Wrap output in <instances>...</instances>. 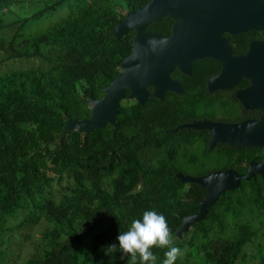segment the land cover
Masks as SVG:
<instances>
[{"label":"trees","instance_id":"16d2710c","mask_svg":"<svg viewBox=\"0 0 264 264\" xmlns=\"http://www.w3.org/2000/svg\"><path fill=\"white\" fill-rule=\"evenodd\" d=\"M148 2L0 0V67L36 61L34 68L0 75V233L18 217L17 227L45 224L24 264H133L116 240L132 220L147 210L163 215L170 246L176 247L183 218L196 213L206 195L202 186L178 178L184 157L153 134L144 106L121 104L115 135L109 124L88 134L61 135L66 121L90 118L86 102L102 98L119 74L132 36L116 38L112 30ZM56 14L59 21L44 31L28 32L29 24ZM254 214H264L259 176L221 195L206 218L189 228L192 240L203 243L214 230L223 234L232 220V238L221 235L222 241L205 244L200 256L192 240L178 248L189 245L204 264H237L258 236L253 219L244 221ZM151 251L156 264H163L168 247ZM4 252L0 249V264ZM257 255V264H264L260 247Z\"/></svg>","mask_w":264,"mask_h":264},{"label":"water","instance_id":"95a60500","mask_svg":"<svg viewBox=\"0 0 264 264\" xmlns=\"http://www.w3.org/2000/svg\"><path fill=\"white\" fill-rule=\"evenodd\" d=\"M218 1L149 0L146 5L118 21L112 30L116 38L123 37L131 30L136 32L132 51L126 58L120 60V72L115 80L103 89V97L91 98L86 102L90 107V118L66 121L61 135L64 136L65 132L71 130L88 134L103 128L106 124L112 126L115 135L119 130L115 117L119 114L120 102L124 99L126 91L130 93L131 98L142 104L149 97L147 86L154 81L168 82L167 75L158 76L156 73L171 71L174 66L180 70H188L192 61L212 57L223 64V71L253 74L256 84L254 90L250 92L252 96L250 107L262 113L259 121L251 120L226 126L230 137L217 142H225L232 146L264 147V56L261 61H254L251 64L249 56L231 59L227 52L217 50L225 49L224 41L220 39V34L224 32L235 34L251 28L264 30V10H253L250 20L240 17L235 20L234 10H220ZM254 5L264 7V0H255ZM162 18H171L176 22L171 37L164 38L157 34L144 33L149 23ZM261 48L264 52V44ZM155 95L161 97L157 90ZM196 127L202 128L204 125ZM212 127L214 131L217 130V125ZM211 143L216 142L213 140ZM256 175L264 180V162L250 163L245 175L236 174L232 170L197 178L179 175L182 183L202 186L206 195L199 202L198 211L183 218L176 234L180 231H189L191 224L204 220L208 209L221 195L238 189L241 181H249Z\"/></svg>","mask_w":264,"mask_h":264},{"label":"flooded vegetation","instance_id":"af4514ba","mask_svg":"<svg viewBox=\"0 0 264 264\" xmlns=\"http://www.w3.org/2000/svg\"><path fill=\"white\" fill-rule=\"evenodd\" d=\"M254 2L255 0H219L218 4L220 10H234L235 20L238 17L250 20L253 10H264L263 6H255ZM167 19L169 21L159 26L149 27L154 22L149 23L144 33L171 37L176 22L171 18ZM129 33L133 42L136 32L131 30L126 34ZM220 39L224 41L225 49L217 50L227 52L231 59L249 56V61L253 64L254 61H261L264 56L261 48L264 44L262 29L251 28L235 34L224 32L220 34ZM156 75H167L168 82L154 81L147 86L149 97L142 104L131 98L126 91L120 105L138 104L150 108V111L144 108L142 111L150 115L153 134H159L162 141H170V147L180 153L179 157H184L179 175L197 178L228 170L245 175L250 163L264 162V147L232 146L217 142L230 137L226 126L261 120L262 113L250 107V92L256 84L253 74L223 71L220 61L205 57L192 61L188 70H180L174 66L171 71L158 72ZM156 90L160 92V98L156 97ZM198 125L204 127H196ZM215 125L216 131L212 127ZM179 127L183 128L178 129ZM213 140L216 143L212 144ZM203 174L207 175L200 176Z\"/></svg>","mask_w":264,"mask_h":264},{"label":"rangeland","instance_id":"374dc122","mask_svg":"<svg viewBox=\"0 0 264 264\" xmlns=\"http://www.w3.org/2000/svg\"><path fill=\"white\" fill-rule=\"evenodd\" d=\"M61 15H53L51 17L43 18L37 22L31 23L28 25V32L31 34L44 31L49 25L54 24L56 21H59ZM36 65L35 60L30 61H17L9 62L0 67V75L9 71H24L31 68H34ZM145 110L150 111L149 107H144ZM254 217L251 216L244 218V221H249L253 219L254 226L258 229V236L254 239V243L247 245L242 252V255L237 260V264H257L258 259V248L262 249V255L264 256V226L260 227L259 223H264V214L258 215L254 214ZM20 217L16 220H12L8 224L9 230L0 233V249L5 251L3 255V264H24L29 260L34 252V246L38 243L40 232L42 231L45 224H40L34 227H17ZM235 221L228 220L226 222V228L223 229V234L219 230L213 231L210 237V240L207 242H197L192 240V233L190 231H180L175 235L174 244L176 248L183 241L191 242V244H197L200 247L199 256L204 253V246L208 244L210 248L214 245V242H221V235L225 239H230L235 234L234 225ZM180 250L175 264H204L203 260L200 257H196L193 254V249L186 245ZM189 255V256H188Z\"/></svg>","mask_w":264,"mask_h":264},{"label":"clouds","instance_id":"9594fccd","mask_svg":"<svg viewBox=\"0 0 264 264\" xmlns=\"http://www.w3.org/2000/svg\"><path fill=\"white\" fill-rule=\"evenodd\" d=\"M122 254H127L136 264H156L157 256L151 251L153 247H168L163 264H174L180 250L170 246L169 228L163 215L147 210L141 219L132 220L127 231L116 237ZM113 245V246H117Z\"/></svg>","mask_w":264,"mask_h":264}]
</instances>
